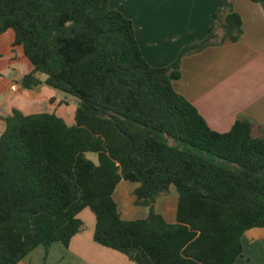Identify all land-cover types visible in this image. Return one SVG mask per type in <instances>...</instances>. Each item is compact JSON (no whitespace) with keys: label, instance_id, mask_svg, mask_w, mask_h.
Segmentation results:
<instances>
[{"label":"trees","instance_id":"obj_1","mask_svg":"<svg viewBox=\"0 0 264 264\" xmlns=\"http://www.w3.org/2000/svg\"><path fill=\"white\" fill-rule=\"evenodd\" d=\"M232 1L220 3L203 40L156 68L109 0H0V36L11 30L12 46L31 67L19 87L45 85L79 101L72 125L54 113L15 109L1 118L0 264H20L38 247L67 249L84 229V209L95 218L94 242L135 264L242 257L243 235L264 228V138L252 136L247 119L225 133L211 130L172 87L183 58L239 40ZM121 181L138 185L134 204L148 209L145 218H121L113 199ZM171 188L173 224L154 208Z\"/></svg>","mask_w":264,"mask_h":264},{"label":"crops","instance_id":"obj_2","mask_svg":"<svg viewBox=\"0 0 264 264\" xmlns=\"http://www.w3.org/2000/svg\"><path fill=\"white\" fill-rule=\"evenodd\" d=\"M222 1L109 0L108 7L132 22L136 42L148 65L162 68L172 64L182 48L206 37ZM232 10L242 21L239 40L183 58L181 77L172 87L196 108L211 130L225 133L236 120L247 119L252 125V136L264 138V2L233 0ZM5 35L8 41L11 38L13 41V34L7 32L0 40ZM26 62L28 73L31 67ZM20 78L12 82L0 79V135L5 129L1 118L9 116L14 109L24 115L55 112L65 121V116L55 110L56 97L50 89L24 90L17 84ZM69 118L70 123L65 122L72 125L74 114ZM137 186L126 181L117 185L113 199L119 212L118 201L122 198L134 204L132 193ZM170 190L172 195L156 200L154 208L167 223L173 224L177 194L174 188ZM129 210L131 216L120 213L122 219L137 220L148 215L145 207ZM89 212L84 209L78 214L84 229L71 239L66 249L70 256L85 264H135L125 255L94 242L95 218ZM241 243L243 254L234 264H264V228L247 231Z\"/></svg>","mask_w":264,"mask_h":264},{"label":"rangeland","instance_id":"obj_3","mask_svg":"<svg viewBox=\"0 0 264 264\" xmlns=\"http://www.w3.org/2000/svg\"><path fill=\"white\" fill-rule=\"evenodd\" d=\"M7 33L11 35L12 31L9 30L7 31ZM1 39L2 40H0L1 41L0 42L1 43L0 44V79H5L8 82H12L27 73V68H26V65L24 64L26 62V59L24 58L22 54L21 48L12 46V38L10 41H8V38L5 35ZM39 78L40 80L43 81L45 79V76L40 75ZM41 87H46L47 89H50L54 93L56 97L55 110L56 109L59 110L57 112L64 115L65 121L70 123L69 117L70 115L73 116V114L75 113V110L78 107L79 101L73 96H70L58 90L49 88L48 86L41 85L39 88L41 89ZM168 141L170 142V144H173L170 139H168ZM177 144H180V143H177ZM180 146H183L186 149L193 150L189 148L188 146L187 147L184 146L183 144H180ZM193 151L196 153H200L199 151H196V150H193ZM202 154H204V156L209 159H215L209 156L208 154H205V153H202ZM86 156L94 163H97V158L95 154L88 153L86 154ZM170 194L172 195L171 190L167 194L159 196L157 200L160 199L161 197L162 199H164V197H168L170 196ZM132 197L133 198L135 197L134 193H132ZM118 202L120 205V213L123 216L129 215V212H130L129 208L136 207L135 204L133 203L132 205L130 204V200L128 198H122ZM247 253L249 254V248H247ZM73 258L70 256V253L66 251V249L63 248L60 244H54L47 250H45L43 247L36 248L29 255L23 258L20 261V264H85L83 262H78L79 260H77L76 258L74 259Z\"/></svg>","mask_w":264,"mask_h":264},{"label":"built area","instance_id":"obj_4","mask_svg":"<svg viewBox=\"0 0 264 264\" xmlns=\"http://www.w3.org/2000/svg\"><path fill=\"white\" fill-rule=\"evenodd\" d=\"M11 89H14V86H11Z\"/></svg>","mask_w":264,"mask_h":264}]
</instances>
